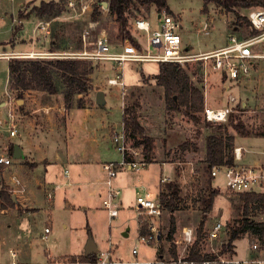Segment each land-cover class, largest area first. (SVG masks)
I'll use <instances>...</instances> for the list:
<instances>
[{"label": "rangeland", "instance_id": "374dc122", "mask_svg": "<svg viewBox=\"0 0 264 264\" xmlns=\"http://www.w3.org/2000/svg\"><path fill=\"white\" fill-rule=\"evenodd\" d=\"M51 1L61 2L63 5L64 10L59 16L55 12L44 16L33 14L30 20L23 21L21 29L17 28L21 12H30L33 7L40 6L43 2ZM67 2L68 0H0V22L3 25L0 30V50L7 48L5 51L12 52L11 49L18 43L32 51L47 53L50 50V42L56 34L59 37L57 44H60L61 48L72 46L73 50L71 51L93 50L95 39L102 32H106L110 40L115 44L124 41L121 39L119 25L115 21V17L110 14L109 10L103 9V7L107 9L105 6L106 1L94 0L93 11L98 8L100 13L97 19L92 18V12L89 15H85L82 19L73 18L68 12ZM134 3L127 12L130 20V29L131 23L135 18H155V15L159 13L156 5L144 6L140 4L139 0H134ZM168 6L173 15L180 21L179 33L183 47L190 49L194 53L221 48L227 44L231 35L238 36L242 34V36H246L250 33L251 27L243 26L240 28V32L236 30L234 24L237 21V13L234 11L228 13L217 3H210L206 12L204 11L203 0H168ZM252 9H237V12L240 16L247 18L248 13ZM9 14L12 15L9 16ZM92 22L95 23L94 26H91L90 23ZM205 25H207L206 30L204 29ZM202 28L204 32L199 33L198 30ZM86 30L90 31L87 43L83 40V34ZM80 45L82 48L76 49ZM3 57L10 56L5 52L0 54V109L1 103L8 100L7 92L10 94L13 92L15 97L17 94L16 91H11L8 88L10 78L8 61L1 59ZM95 64L96 70L92 79L93 82L98 84V88L103 87L106 94L104 106L108 115L106 119L111 125L116 126L114 127L115 132H122L123 105L124 108L133 107L137 110L139 119L147 129L148 134L155 138V159L165 163H173V160H185V162H177L179 163L178 171H180V176L184 177V183L183 185L181 184L182 200L180 209L175 213L177 229L186 225L198 227L203 217V205L199 202L198 196L208 186L209 178L205 163V141L208 135L219 134L223 131L219 129L218 125L211 128L206 127L203 117L201 124L195 125L183 113H171L167 110L164 90L157 85L154 79V76L159 72L158 63L126 62L124 65L117 66L118 71L113 69V64L110 62H96ZM198 64L197 62L189 63L184 67L196 85L200 76ZM117 73H123L124 75V82L127 88L125 97H123L121 86H109L107 82L109 78H115ZM143 74L144 77H142ZM208 92L211 105L217 107L234 106V115L240 117L248 129L253 130L254 134L264 133V60L258 62L250 76L242 78L238 82L225 81L220 76L214 75V77H211ZM232 95L236 98V101L230 104V96ZM239 103L246 107L242 112L235 109V105ZM21 111H23V108ZM229 130L231 134L236 136V146H245L248 150L241 163L247 165H253L257 162L264 163L262 162L264 160V136L243 138L234 129L230 128ZM187 140L197 142L200 150L195 153L182 154L179 147ZM113 147L115 148L111 153L113 154V160L120 162L123 156L114 144ZM137 151L140 155L136 156V158L140 160L143 157L142 150L138 149ZM174 167L173 164H169L165 168L167 176H172ZM2 175H4L5 180H10L12 175L16 176V163L8 172L3 169ZM2 184L6 185V182L4 180L0 181V186ZM214 185H219L221 191L216 198L212 213L208 216L206 225L208 228L216 221H221L224 224H233L236 219L242 217L243 212V203L237 195L226 191L225 179L222 175L212 181V186L214 187ZM10 188L12 191L16 189ZM12 193L13 195L15 194V192ZM123 208L126 211L125 214L122 213L120 216L123 218L122 223L117 224L116 218L112 223V239L116 251L114 255L112 254L114 263L111 264H144V261L154 260L158 249L155 246L145 245L139 239L136 200L132 191L124 192ZM1 210L0 202V240L5 245L3 248L16 249V246L23 241V236H25L24 238L27 239L26 249L29 250L30 248L31 250L30 260L36 263L47 261V248L52 257L59 258V260L69 259L73 261L78 256H65L66 253H69L67 250L71 249L68 246H71L75 252L78 247L85 248V244L90 237H93V234H96L102 228L105 229L106 227L107 231L110 230V227L107 226V218L103 215L98 221L97 231L91 234L87 220H84V215L79 213L77 221L71 224L72 238L67 236L62 227H57L53 237L45 242L39 233L32 238L31 233L27 234V230L22 229V225L25 224L26 227L33 228L34 232H38V225L41 226L40 229H43L44 225L42 226L35 220L26 223V219H19L16 206L6 209L8 211L3 214ZM170 218L171 215L165 211L163 223L166 226L162 225L165 234L168 233L170 228ZM124 233H128L129 236H125ZM80 236H82L83 242L78 245L77 239ZM223 239H227L226 227L224 228ZM250 239L249 236H245L234 242V247L239 256H244L247 253ZM221 244V242H215L213 245H207V249H220ZM135 247L138 248L137 259L132 252ZM109 250L112 253V249ZM96 254L99 256L100 252ZM136 260L139 261L136 262ZM80 264L89 263L80 262Z\"/></svg>", "mask_w": 264, "mask_h": 264}, {"label": "built area", "instance_id": "2783aa9c", "mask_svg": "<svg viewBox=\"0 0 264 264\" xmlns=\"http://www.w3.org/2000/svg\"><path fill=\"white\" fill-rule=\"evenodd\" d=\"M94 5V0H68L67 2L68 12L75 19H82L85 15H89L93 12ZM103 9L108 10V7L107 9L103 7ZM247 19L250 22L251 29L256 31L255 34L246 36H242V34L238 36L231 35L226 45L206 53H194L190 49L184 48L179 33L180 21L173 14L163 11L157 13L155 18L139 17L132 21L130 31H132V35L141 48L129 40L115 44L110 40L106 32H102L96 37L93 50L19 53L15 54V56L17 58L33 59H82L94 63L110 62L113 64L112 67L115 71H118V65H124L126 62L174 63L182 67L189 63L197 62L201 64L199 75L202 77L205 96L203 117L209 122L223 123L227 122L234 110L231 105L224 107L211 105L208 92L211 77L218 75L223 80L224 76H226L228 81L238 82L242 78L250 76L258 62L264 60V8L253 7L248 13ZM90 24L91 26L95 25L93 22ZM204 29H207V25H205ZM89 37L90 31L86 30L83 34L85 43H87ZM107 82L109 86H121L123 97L126 96L127 88L123 73H117L115 78H109ZM6 95L8 100L1 104L3 111L0 110V165L3 166L4 170H10L14 167L15 159L13 155H10L11 145L6 143V140L18 136L22 114L17 94L16 97L13 92L11 94L7 92ZM235 101L236 98L233 95L230 96V104ZM112 141L122 154L123 159L120 162H111L103 166L107 173V178L103 182L107 189V196L103 201V206L110 220L117 218L122 208V203L120 202L121 190L114 184L115 178L124 170H141L146 166L142 160L127 161L125 159L126 153L133 155L134 158L140 153L137 151L138 149H132L127 144L124 126L121 133H113ZM246 152H248L247 148L236 146L234 148L233 164L212 166L209 171V177L212 181H215L218 176L222 175L225 179L226 191L234 195L255 194L264 196V163L257 162L253 165L241 163ZM1 174L2 172L0 176ZM168 180V178H163L161 181L166 183ZM16 182L19 183L16 181V176L12 175L11 185L13 188H16ZM7 187L10 192H15L16 194V189L12 191L10 185H7ZM212 188L221 191L219 185H214ZM206 191L207 186L198 196L199 202L200 197ZM15 194L14 196H16ZM136 213L139 227H145L147 230L146 234H139L140 241L147 246H155L159 252L161 250L157 259L145 261L143 262L144 264H264V233L262 237L257 236L249 240L247 253L244 256H239L235 247L231 253L220 254V249H207V245H213L215 242H221L222 244L227 242V239H223V232L226 227L228 237V223L224 224L221 221H216L210 228L206 227L203 230V250H201L202 254H215L216 257L196 260L192 257V252L198 240L199 226L186 225L178 228L173 235V239L169 241L167 239L168 234H164L160 226L165 214L160 194L154 196L147 189L137 192ZM256 220L264 223V213L257 217ZM50 233L51 230L46 228L41 238L47 242ZM172 248L175 249V255L172 254ZM132 252L137 259L138 248L135 247ZM9 253L11 259L7 262L0 261V264H80L79 261L52 258L43 263H20L16 258L15 249H11ZM138 261L136 260V262ZM111 263H114L111 251H100L97 264Z\"/></svg>", "mask_w": 264, "mask_h": 264}, {"label": "crops", "instance_id": "0c3cea01", "mask_svg": "<svg viewBox=\"0 0 264 264\" xmlns=\"http://www.w3.org/2000/svg\"><path fill=\"white\" fill-rule=\"evenodd\" d=\"M11 15L9 14V16ZM2 28L3 25L0 26V30ZM198 31L199 33L204 32L203 28ZM6 49L0 50V54L5 52L10 56L1 58L7 60L8 63L11 58H16L15 54L44 53L32 51L18 43L11 49L12 52H7ZM206 52L209 51L197 53ZM93 86L94 89L84 96L86 103L83 107L78 108L75 105L71 109L65 106L62 95H50L43 91H24L22 93L23 99L18 97L22 114L19 134L16 138L6 140V143L14 144L20 149L21 154V157L15 159L14 162V164L16 163V181L19 182H16L15 200L19 219H26V223L35 220L42 226L44 225L43 229H40L41 226L38 225V232H34L33 228L26 227L25 224L22 225V229L27 230V234L31 233L32 238H34L38 233L42 237L45 229L49 228L51 230L49 238H51L57 231V227H62L67 236L72 238L71 224L77 221L79 213L84 215V220H87L91 234L97 231L98 221L104 215L110 230L107 231L106 227L105 229L102 228L93 234L92 238L97 247V253L112 249L114 255L116 251L112 239L114 220H110L103 206V201L107 196V189L103 184L107 178V173L103 166L107 163L118 162L113 160V154H111L115 149L112 143V135L116 126L111 125L106 119L108 116L104 106L106 94L104 93L105 102L103 105L96 102L98 92H104L103 87L98 88L96 82H93ZM22 108L23 111H21ZM122 111H124V105ZM169 164L175 166L172 176H167L165 173V168ZM178 165L177 162L165 163L155 159V163L147 165L141 170L120 172L114 180V184L121 190L122 194V208L116 218L117 224L122 223L123 218L120 216L126 211L123 208L125 191H132L135 194V200L137 192L145 189L152 195L158 196L168 182L175 180L179 183L182 194L181 184L184 183V177L180 176ZM8 170L5 169L6 172ZM163 178H168V182L162 183ZM2 180L6 182V185L12 187L11 179L5 180L4 175L1 174L0 181ZM7 211L1 210L2 214ZM163 221L164 216L160 223L161 227L162 225L166 226ZM137 230L139 233V224ZM124 235L129 236L128 233H124ZM24 237L23 241L16 246V258L20 263H36L30 260L31 250L30 248L29 250L26 249L27 239ZM82 242V236H80L77 239V244ZM0 243V261L7 262L11 259L9 251L14 248L5 249L2 240ZM87 244L88 242L85 244V248H76L75 252L71 246H68L71 249L67 250L69 253H66L65 256L85 255ZM49 252L47 248L46 260L51 258L59 260V258L52 257ZM158 255L159 251L154 260L157 259Z\"/></svg>", "mask_w": 264, "mask_h": 264}, {"label": "trees", "instance_id": "16d2710c", "mask_svg": "<svg viewBox=\"0 0 264 264\" xmlns=\"http://www.w3.org/2000/svg\"><path fill=\"white\" fill-rule=\"evenodd\" d=\"M108 3V10L111 15L115 17V21L119 25L122 40H129L141 46L136 42L134 36L130 31V20L127 12L134 0H104ZM141 5L151 6L156 5L159 12L166 11L170 14L173 12L168 6V0H139ZM204 11L210 3H217L222 6L228 13H237V21L235 22V29L241 30L243 26L251 27L250 22L244 16H240L237 9H249L253 7L264 8V0H203ZM64 8L61 2H43L40 6H35L30 12H21L19 16V29L22 28V23L29 20L33 14L44 16L53 12L59 16ZM92 18L97 19L100 15L99 9L96 8L92 12ZM18 30V29H17ZM256 31L250 28V35L255 34ZM59 37L53 36L50 42L49 52H72V46H65L61 48L57 44ZM80 45L76 49H81ZM61 49V51H60ZM159 72L154 76L159 87L163 88L165 95V102L167 103V110L171 113H183L195 125L202 122V115L204 113L205 96L202 85V77L199 76L198 84L196 85L187 69L179 64L174 63H158ZM95 63L82 59H49V58H11L8 63L9 69V89L16 91L18 97L23 99V92L28 90L43 91L50 95H62L65 106L71 109L77 105L82 108L85 99L84 96L90 93L93 89V79ZM199 74L201 72V64H198ZM144 77V74L142 75ZM223 80H227L224 76ZM82 96L81 98H78ZM237 105V106H236ZM235 105L236 111H244L246 107L239 103ZM248 105V103H247ZM234 110V106H233ZM204 118V117H203ZM205 119V118H204ZM228 122V123H227ZM227 122L214 123L206 119L204 124L211 128L215 125L223 132L219 134H210L205 141L206 153L205 163L206 170L209 172L212 166L233 164L234 162V148L236 147V136L230 133V128L243 138H250L253 136H264V133H256L248 129L246 124L240 117L234 115V111L230 114ZM123 126L126 137V142L132 149L142 150V162L147 166L155 163V138L148 134L147 129L141 123L137 110L133 107H125L123 111ZM182 154L191 152H198L199 145L197 142L187 140L180 145ZM15 145L10 146V155H13ZM125 159L127 161L135 160L134 156L126 153ZM174 162H185V160H173ZM3 166L0 165V173ZM167 191V192H166ZM220 191L212 188V180L208 178V186L206 193L200 197L202 203V220L198 230V240L193 249L192 257L196 260L207 258H215V254L201 253L203 250V230L206 228L208 216L212 213L216 198ZM13 194L7 186H0V202L2 210L14 208L16 203L13 200ZM243 203L242 217L234 221L233 224L228 223V237L226 244H222L219 250L220 254L233 252L234 242L242 237L249 236L251 239L257 236L262 237L264 233V223L256 220L257 217L264 213V196L255 194H241L237 195ZM160 199L164 205V209L171 215L170 228L167 239H173V235L177 230V219L175 213L180 209L181 203V188L177 181L168 182L160 193ZM139 234H146L145 227H139ZM161 252V250H160ZM159 252V254H160ZM172 254L175 255V249L172 248ZM97 254L89 256L81 255L73 261L82 263L97 264Z\"/></svg>", "mask_w": 264, "mask_h": 264}, {"label": "water", "instance_id": "95a60500", "mask_svg": "<svg viewBox=\"0 0 264 264\" xmlns=\"http://www.w3.org/2000/svg\"><path fill=\"white\" fill-rule=\"evenodd\" d=\"M105 6L108 7V3L105 2ZM96 102L99 104V105H103L104 102H105V98H104V92L103 91H100L98 92L97 96H96ZM13 157L14 159H19L21 157V154H20V149L18 147L15 146V149H14V153H13ZM1 178V176H0ZM13 197V200L15 201L16 200V196H12ZM97 247L94 243V240L92 237H90L89 241H88V244L86 246V256H89V255H92V254H95L97 253Z\"/></svg>", "mask_w": 264, "mask_h": 264}]
</instances>
